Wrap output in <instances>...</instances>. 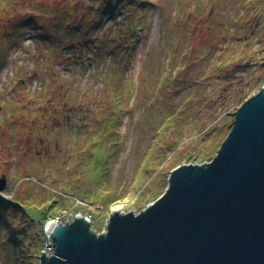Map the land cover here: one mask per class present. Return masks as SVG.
Segmentation results:
<instances>
[{"label": "rangeland", "instance_id": "obj_1", "mask_svg": "<svg viewBox=\"0 0 264 264\" xmlns=\"http://www.w3.org/2000/svg\"><path fill=\"white\" fill-rule=\"evenodd\" d=\"M147 1L137 5L139 0L130 4L124 0L122 9L102 19L97 6L100 0H0V152L12 154L3 159L12 162L1 164L11 177L7 198L13 193L10 201L20 208L0 206V264H29L23 255L29 238L36 250L39 241L35 235L40 227L45 246L49 244L45 225L62 211L74 215L75 204H105V196L120 197L110 205L105 221L101 209L91 216L82 214L91 220V229L101 233L110 215L138 213L152 203L150 199L168 183L156 176L152 164L146 165L144 155L162 115L155 108L157 95L179 87L172 91L173 101L182 97L188 84L183 82L185 76H195L220 50L241 49L238 45L243 41L249 40L248 47H254L261 39L263 49L258 48L255 55L264 56V33L259 24L254 29L260 34L250 35L252 23L264 17L261 0ZM252 9L260 15L250 14ZM247 59L249 67L235 72L234 78L250 79L255 59ZM177 63L182 65L175 76ZM160 72L167 73L169 88L153 90ZM121 77L136 89L135 107L119 125V132L126 135L123 142L118 135H110L98 144L89 134L99 112L89 107L95 102H113L116 98L111 92ZM205 82L212 90L214 79ZM259 86H264V78L243 92V98ZM228 92L227 88L220 96L216 93L219 97L215 99L230 97ZM212 94L216 96L214 91ZM243 98L234 105L229 103V111L235 112ZM211 103L203 118L215 107L216 102ZM72 107L73 124L59 127L52 111L67 115ZM203 122L196 113L186 121L183 129L195 138L181 143L176 158L182 163L211 160L208 157L217 145L209 146L211 129L198 130ZM83 123H88L87 129ZM57 138L60 152L54 150ZM47 144L51 155L39 152ZM204 149H209L206 155ZM19 150L24 157L17 163ZM49 204L54 207L48 210ZM22 209L36 222L28 228L32 235L25 238L22 229L28 218L19 216ZM46 210L60 212L39 226L40 214Z\"/></svg>", "mask_w": 264, "mask_h": 264}, {"label": "water", "instance_id": "obj_2", "mask_svg": "<svg viewBox=\"0 0 264 264\" xmlns=\"http://www.w3.org/2000/svg\"><path fill=\"white\" fill-rule=\"evenodd\" d=\"M233 118L214 157L173 168L140 212L101 233L81 213L47 223L54 251L39 264H264V86Z\"/></svg>", "mask_w": 264, "mask_h": 264}, {"label": "trees", "instance_id": "obj_3", "mask_svg": "<svg viewBox=\"0 0 264 264\" xmlns=\"http://www.w3.org/2000/svg\"><path fill=\"white\" fill-rule=\"evenodd\" d=\"M100 1L101 3L97 6L101 7L99 8V13L102 19H104L103 16H111L117 13V11L119 9H122L125 5L124 0ZM136 1L137 0H127V3H136ZM146 2L148 1L139 0L137 5ZM250 14H252L253 16L260 15L257 11H255V9H252ZM257 21H254L255 24L254 22L252 23L253 25L250 30V35L257 36V34H260V32H255L254 29ZM102 23L104 22L102 21ZM258 38L260 39V36H258ZM258 38L257 40H259ZM248 41L249 40L243 41L238 45H242L241 49H238L237 47L234 48L231 52L227 53L224 50H220L216 53V57H213V59H211L207 66L203 65V68H200L199 73L195 74V76H185L183 82L185 80L188 83L185 88V93L182 97L179 96L175 101H173L172 91L177 90L179 87L171 90V88H169L167 84V73L160 72V76L156 79V81H158L157 87L154 85L152 86V89H158L159 91L164 86L169 89L163 90L160 94L157 95L156 101L159 103L158 105H160V107L158 108V105H154L156 106L155 108H157V111L162 115L159 119L158 124L155 126L152 132L151 138H149L148 142L146 143L147 147L144 155L147 156L145 157L146 165L148 162L149 164H152L156 171V176L163 178V181H167L171 170L182 163L181 159L176 158V156H180V153H177L179 152V147L183 145L181 143L186 139L191 140L193 138L190 130L183 129L186 121L190 118V115L196 113L198 117L205 119V122H203L198 129L200 130V132L203 129L205 131H208L209 129L213 131L209 146L214 144L217 145V147L214 150L212 156L208 157L209 159H212L217 153V150L219 149L222 141L225 139L232 126L234 112L229 111V103L232 102V105H234L235 102H239L240 99L243 98V92L250 88H253L260 79L264 78V56L256 57L257 55H255L256 53H259L258 48H260L259 42H261V39L259 42H256V46L254 47H248ZM134 42H132L131 46H134ZM198 48L200 49V45ZM262 49L263 48H260V50ZM192 51H194V49H192ZM262 54H264V52ZM252 56L254 57V59L256 57V59L253 64V68L250 71V79L248 81H244L242 78H240V76L234 78L235 72H242L245 68L249 67L247 65V58H250ZM181 61L183 62L182 59ZM198 61H200V64L203 63L202 60H197L196 62L198 63ZM181 65V63L175 64L173 70L175 76H177L181 71ZM122 77L120 78V81H118V86L115 87V91L111 92L116 98L113 102H109L108 105L102 102H98L96 104L95 102L94 106L91 105V107H89L92 112L97 110L99 112V114L96 115L97 117L95 127L89 134L93 137L94 142H97L98 144L106 142L110 135L114 136L115 138L116 135H118L123 142L124 136L126 135V133L124 132H119V125L122 123L125 115H128V113L131 111L132 107H135L136 89L133 87L130 81L127 82V79ZM208 78L214 79L212 90L209 88V83L205 82V80ZM177 79L181 80L180 75L177 77ZM261 87L262 86L257 87L256 90L258 91L259 89H261ZM124 88L126 89V94L124 93ZM227 88L231 92L230 97L224 96L223 100L215 99L217 97V94H219L220 96L222 94V91ZM213 91L215 92V94L217 93L215 97H213ZM131 96H134L132 100ZM250 96H246L245 98H243V102ZM214 99L217 101H215ZM213 101L216 102L215 107L211 108L208 116L203 118V112L208 107H211L210 105ZM241 104L239 106H237V104L235 110H237L241 106ZM127 122L128 121H126V123ZM126 123L125 125H127ZM200 132L199 135H201ZM207 151L206 149L203 150L205 155L208 153ZM165 184L164 189L167 186V184ZM162 193L163 192H160L159 194L157 193L158 195L155 198H151L150 200H155ZM12 198L13 197L0 198V206L15 207L17 209H20L15 205V203L10 201ZM104 198L106 200L105 204H86L83 206H80V204H75L71 209L72 213L74 214L72 215V218L78 213L91 216V214H93L94 212H99V209H101L100 212L104 215L105 221L110 211V205L117 202L120 197L105 196ZM53 207L54 204H49L47 205L46 209L49 210ZM48 210L41 212L40 219L37 222L39 226H43L45 224V219H47V217L55 216L60 212H54L51 214V212ZM17 212H14L13 214L16 215ZM20 214L19 216H21L22 220L28 218L27 220H25L26 225H23V236L24 238L25 236H31L32 232H30L28 228H30L31 224L36 222L32 220V217L25 209H22ZM40 232H42V229L39 227V230L35 235V237L39 241L36 250L32 249L33 242L31 240V237L29 238L28 243L25 245V251H23V255L24 258L28 259L29 264H39V256L42 251L45 250L44 243L46 241L45 239L43 240L44 237L41 238Z\"/></svg>", "mask_w": 264, "mask_h": 264}, {"label": "flooded vegetation", "instance_id": "obj_4", "mask_svg": "<svg viewBox=\"0 0 264 264\" xmlns=\"http://www.w3.org/2000/svg\"><path fill=\"white\" fill-rule=\"evenodd\" d=\"M260 4H264V0H261V2H260ZM259 24V25H258ZM256 25H258L259 26V31L260 32H262V33H264V17L263 16H261L260 18H259V20L257 21V24ZM75 107V106H74ZM74 107H72L70 110H69V114H67V115H65V114H62L61 115V113H60V111L59 110H53L52 111V114H54L55 115V118L57 119L56 120V122H57V124L59 125V127H64V126H70V125H72L73 124V119L74 118H72V114H74L75 113V110H74ZM0 112H1V110H0ZM47 113V110H44L43 111V114H46ZM84 118V117H83ZM86 125H88V123H83V127L84 126H86ZM88 128V126H86V129ZM48 139V138H47ZM59 140H58V138L56 139V141H55V147H54V150H56V151H58V152H60V147H59V142H58ZM50 143V142H49ZM18 146H20L21 147V145H18ZM30 147H32V145L30 146ZM34 147L36 148L37 147V145H34ZM1 148H3V145H1V147H0V149ZM40 153H44V155H48L49 153H50V155H51V152H52V148H51V145L49 144H47V146H46V150H40L39 151ZM20 150L17 152V159H16V161H17V163H20V161L22 160V158L24 157V155H22V157H20ZM22 154V153H21ZM9 155H11L12 156V154H11V152L9 151L7 154H6V156H5V153L3 152V151H1L0 152V164L2 163V164H4V163H6V161H11L12 162V160H8V159H6V160H3V159H5L4 157H8ZM66 159V158H65ZM3 161V162H2ZM0 165V198H7L8 196V194H7V192L11 189L10 188V185H11V180H10V176L7 174V169L3 166V165ZM13 166H14V160H13ZM12 192V191H11ZM11 197H14V194L12 193L11 194Z\"/></svg>", "mask_w": 264, "mask_h": 264}, {"label": "built area", "instance_id": "obj_5", "mask_svg": "<svg viewBox=\"0 0 264 264\" xmlns=\"http://www.w3.org/2000/svg\"><path fill=\"white\" fill-rule=\"evenodd\" d=\"M70 216H72V215L70 213H68L67 211L65 213L62 211L61 213H59L58 215H56V217L54 219L48 221V223L55 221V222H59L61 224H64L65 221H67V222L70 221ZM47 236H48V242H49V244H46L45 250H43L42 252H45L47 255H51V254H53V251H54L53 241H52L50 235L47 234Z\"/></svg>", "mask_w": 264, "mask_h": 264}]
</instances>
